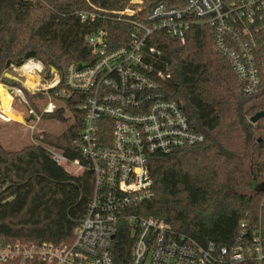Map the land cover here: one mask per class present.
<instances>
[{
	"label": "trees",
	"instance_id": "16d2710c",
	"mask_svg": "<svg viewBox=\"0 0 264 264\" xmlns=\"http://www.w3.org/2000/svg\"><path fill=\"white\" fill-rule=\"evenodd\" d=\"M233 0H226L230 7ZM160 2L175 0H0V82L13 72L11 65L23 66L36 59L45 71L56 68L61 82L42 93L26 97L37 112L35 98L56 103L44 117L73 123L62 133L43 131L18 150H7L0 143V239L5 242L48 241L56 245L74 241L75 229L87 214L95 190V173L86 168L75 174L57 163L47 150L51 146L69 160L89 166L80 148L85 113L78 108L82 95L65 89L64 74L70 62L94 61L86 41L90 33L104 30L107 43L116 47L127 42L134 25L118 20L115 12L140 9L122 18L142 21ZM231 9L236 17L238 11ZM95 11V20L82 21L79 11ZM251 41L259 83L253 91L245 85L229 60L216 49L214 25L193 22L185 40L166 29L152 32L145 42V62L159 81L166 99L177 102L189 122L205 136L197 145L149 157L153 196L134 204L133 213L168 223L177 233L205 245L231 246L239 233V222L255 217L264 195L257 191L264 182V117H251L264 111V27L250 21L230 24ZM231 24V25H232ZM155 48L156 52H150ZM159 52V53H158ZM164 73V78L158 72ZM11 73V74H12ZM21 80L16 84L21 85ZM46 103V104H47ZM9 106V105H7ZM46 106V105H45ZM44 108V107H43ZM6 113L11 119L10 110ZM26 119L30 122L31 115ZM104 122H108L105 117ZM108 135V131L104 130ZM248 164L246 173L242 166ZM132 230L122 222L112 243L115 264H129ZM2 264H14L5 262Z\"/></svg>",
	"mask_w": 264,
	"mask_h": 264
},
{
	"label": "built area",
	"instance_id": "2783aa9c",
	"mask_svg": "<svg viewBox=\"0 0 264 264\" xmlns=\"http://www.w3.org/2000/svg\"><path fill=\"white\" fill-rule=\"evenodd\" d=\"M175 1L171 5L155 4L142 21L122 18L140 9L115 12L118 20L125 19L134 25L127 42L122 45L110 47L102 29L86 36L94 61L84 63L82 68L79 62L68 64L62 94L67 91V95L68 92L82 95L79 99L83 103L78 108L85 116L80 148L90 165L69 160L51 146L47 150L59 164L62 161L72 163L80 173L86 168L94 171L93 199L75 229L72 243L15 241L2 244L0 239V264H115L111 247L122 222L132 230L129 264H264V195L257 215L239 222L238 236L229 247H220L213 241L203 245L177 233L163 220L133 213L134 204L150 199L154 193L150 155L175 152L205 140L181 106L164 97L159 81L150 74L151 67L145 62V42L149 35L155 30L166 29L184 41L193 22L214 25L217 28L216 49L229 60L246 86L245 91H253L259 83L253 39L249 41L243 37L249 30L244 27L241 32L230 22L246 20L258 28L264 27V0H233L230 7L226 6V0ZM231 7L238 11L236 17ZM78 15L82 21L97 17L92 10L79 11ZM150 52H156L155 48ZM32 61L39 66L35 65L30 72L39 76L45 70L44 65L36 59L27 62ZM23 66L11 65V69L26 76ZM5 73L3 78L8 79V82L3 81L5 90L11 91L28 107L27 115H31L32 120L27 127L34 133L43 113L53 112L57 105L50 98L39 113L30 105L25 91L50 96L49 90L61 82V77L55 76L49 84L40 82V86L28 87L22 82L16 84L17 81L6 77ZM157 74L165 77L162 71ZM104 117L108 122L103 121ZM33 142H37L34 136Z\"/></svg>",
	"mask_w": 264,
	"mask_h": 264
},
{
	"label": "rangeland",
	"instance_id": "374dc122",
	"mask_svg": "<svg viewBox=\"0 0 264 264\" xmlns=\"http://www.w3.org/2000/svg\"><path fill=\"white\" fill-rule=\"evenodd\" d=\"M131 2H135V4H142L143 0H134V1L131 0ZM7 72L8 71H6V73ZM8 73H10V72H8ZM12 75L18 76L19 79L22 81V84H24V85L26 84V86L29 87L27 76H21L20 74H18L16 72L12 73ZM55 76H57V74L51 68V70L49 72H46L44 70L42 73L39 74L38 77H39L41 84L43 85V84H49L50 82H52V80L54 79ZM2 77H3V75H2ZM2 80H3V78H2ZM3 83L4 82L1 81L0 86H2L4 88V91L10 93L13 97L12 105H11V107L7 106V110H10V114L12 113L11 115H13V117H14L13 119H11L9 117V115L6 113V110L4 111L2 108H0V143L2 144V146L5 149H7V150L21 149L23 146L33 142V136H35L34 134L41 135V133L43 131L53 133V134H60L73 123V118L69 116L70 115L69 113H66L67 117L65 120H60L57 118L44 117L39 123H37V125H36L37 128L34 131V133H32L31 130L28 129V127H27L28 123H29V121L26 119L28 107L25 104H22L21 102H19V99L17 97H15L11 93V91L5 90ZM9 100H8L7 105H9ZM0 101H1V98H0ZM33 103L35 104V106L43 109V107L46 105L47 101H41L40 99L35 98L33 100ZM33 122H31V123H33ZM34 140H35V138H34ZM62 165L66 169L71 170L70 172L80 173V170H78L75 167V165H73L72 163L62 161ZM242 168L244 169V171L246 173H248L249 168H248L247 163L244 164L242 166ZM1 243L2 244H8V243H12V242H5L2 240ZM24 243H26V242H24Z\"/></svg>",
	"mask_w": 264,
	"mask_h": 264
},
{
	"label": "bare ground",
	"instance_id": "6f19581e",
	"mask_svg": "<svg viewBox=\"0 0 264 264\" xmlns=\"http://www.w3.org/2000/svg\"><path fill=\"white\" fill-rule=\"evenodd\" d=\"M35 65H38V63H36L35 61L32 62H27L23 67H22V71H24L26 73V76L28 78V85L31 86H40V80L39 77L33 73L30 72V70L32 68H34ZM30 80V81H29ZM32 80V81H31ZM0 108H2L4 111L7 109V104H8V100H9V106L11 107L12 105V100L13 97L10 93L4 91V88L2 86H0Z\"/></svg>",
	"mask_w": 264,
	"mask_h": 264
},
{
	"label": "water",
	"instance_id": "95a60500",
	"mask_svg": "<svg viewBox=\"0 0 264 264\" xmlns=\"http://www.w3.org/2000/svg\"><path fill=\"white\" fill-rule=\"evenodd\" d=\"M78 66L80 68H82L84 66V63H79ZM52 70L55 71V72L57 71L55 67H52ZM5 76L8 77V78L14 79L17 82L20 80L18 76L12 75V74H10L8 72L5 73ZM2 81L8 82V79L7 78H3ZM263 117H264V111L257 112L254 116L251 117V122L255 123L259 119H261ZM257 191L264 192V182L258 186Z\"/></svg>",
	"mask_w": 264,
	"mask_h": 264
}]
</instances>
